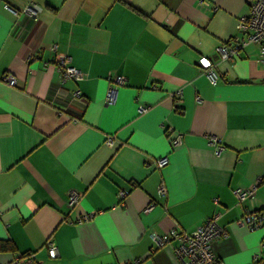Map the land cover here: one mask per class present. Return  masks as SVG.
Instances as JSON below:
<instances>
[{
	"label": "crops",
	"instance_id": "0c3cea01",
	"mask_svg": "<svg viewBox=\"0 0 264 264\" xmlns=\"http://www.w3.org/2000/svg\"><path fill=\"white\" fill-rule=\"evenodd\" d=\"M247 11V0H0V240L15 247L0 264H177L150 233L211 216L227 233L218 258L264 264V227L235 222L264 208V63L252 43L232 60L215 52ZM53 44L81 79L61 82ZM60 84L80 98L54 97ZM253 184L250 198L232 192ZM70 189L82 193L72 206Z\"/></svg>",
	"mask_w": 264,
	"mask_h": 264
},
{
	"label": "built area",
	"instance_id": "2783aa9c",
	"mask_svg": "<svg viewBox=\"0 0 264 264\" xmlns=\"http://www.w3.org/2000/svg\"><path fill=\"white\" fill-rule=\"evenodd\" d=\"M248 11L240 18L239 30L241 35H233L226 43H221L215 48L217 58L219 60H232L239 55V51L246 43L255 44L258 48V60L264 63V0H247ZM24 12L30 16H36L37 10L35 5L29 4L24 8ZM55 44L52 45V50L56 52V69L60 73V79L63 83L66 79L79 80L83 73L74 65L71 64V59L68 55L58 53ZM33 59V58H32ZM205 61L207 63H205ZM199 65L206 74L211 84H216L219 80V75L215 70V62L202 56L198 59ZM3 80L8 85H15L16 79L13 75H4ZM116 86L110 87L106 93V101L113 100V90L118 85H123L126 78L117 75L115 78ZM62 95L74 100L80 98L78 89L68 91L61 84L56 90L54 97ZM140 111H144L143 106L139 107ZM108 143H112V139H106ZM174 142L180 140V135L174 137ZM210 143L215 152L222 149V145L218 138L212 137ZM168 158L162 157L157 161L158 166H163L167 163ZM256 186L253 184L247 188L237 187L233 189V194L238 200H244L253 196ZM165 192L164 184L158 188V193ZM128 195L127 190L120 191V198L123 201ZM82 197V193L74 189L67 191V203L69 206L74 205ZM152 204L148 205L145 211L152 208ZM92 214L83 215L79 221H87ZM240 227L247 230H255L264 227V208L245 212L236 221ZM227 236L226 230L220 226L215 216L207 217L200 225L196 226L192 231L177 230L172 228L165 233H150V238L156 247H170L172 256L177 264H227L222 259L218 258L212 249L213 242L221 237ZM174 242V246H170ZM264 245V242H262ZM46 248L50 257H55L58 254L57 247L52 239H47ZM33 255L29 254L20 257V261H31Z\"/></svg>",
	"mask_w": 264,
	"mask_h": 264
},
{
	"label": "trees",
	"instance_id": "16d2710c",
	"mask_svg": "<svg viewBox=\"0 0 264 264\" xmlns=\"http://www.w3.org/2000/svg\"><path fill=\"white\" fill-rule=\"evenodd\" d=\"M15 250L14 244H12L9 241H5V240H0V252L3 251H10L13 252ZM27 254L23 253L20 255V257H24Z\"/></svg>",
	"mask_w": 264,
	"mask_h": 264
},
{
	"label": "snow or ice",
	"instance_id": "6c2138e0",
	"mask_svg": "<svg viewBox=\"0 0 264 264\" xmlns=\"http://www.w3.org/2000/svg\"><path fill=\"white\" fill-rule=\"evenodd\" d=\"M205 63H207V62L205 61Z\"/></svg>",
	"mask_w": 264,
	"mask_h": 264
}]
</instances>
